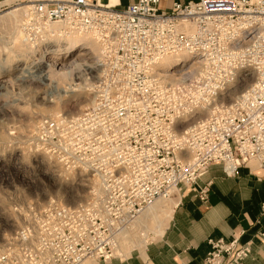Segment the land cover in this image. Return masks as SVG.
<instances>
[{"label":"built area","instance_id":"built-area-1","mask_svg":"<svg viewBox=\"0 0 264 264\" xmlns=\"http://www.w3.org/2000/svg\"><path fill=\"white\" fill-rule=\"evenodd\" d=\"M161 1L138 0L125 8L100 0L26 3L24 30L31 44L35 32L45 35L48 23L93 35L101 51L87 56L84 77L91 93L155 97L164 133L155 154H125L113 158L108 169L91 170L99 190H91L85 205L31 209L27 224L0 251V264L120 259L121 234L157 198L187 192L205 202L209 185L201 187L200 181L211 166H221L232 178L250 162L264 164V0L176 1L169 10L160 9ZM166 59L179 60L167 70ZM238 68L245 74L242 81L234 74ZM252 78L230 105L212 101L227 94V85ZM199 111L205 118L182 127ZM208 245L205 264H244L252 252L238 240Z\"/></svg>","mask_w":264,"mask_h":264},{"label":"rangeland","instance_id":"rangeland-1","mask_svg":"<svg viewBox=\"0 0 264 264\" xmlns=\"http://www.w3.org/2000/svg\"><path fill=\"white\" fill-rule=\"evenodd\" d=\"M20 6L27 4L8 2L0 10V251L27 224L31 209L51 203L74 208L85 205L98 184L92 181L91 170L108 169L113 158L125 154L133 158L155 154L164 133L154 108L155 97L91 93V82L84 74L90 65L87 56L97 54L92 47L76 49L69 60H63L68 40L45 31V35L35 32L32 54V41L28 44L22 39L15 44L25 10L6 14ZM62 31L69 34L65 28ZM22 32L27 35L26 30ZM52 62L57 66H51ZM63 66V71L70 72L67 79L48 78ZM253 81L229 84L227 94L212 101L230 105ZM205 116L199 111L197 119L182 127ZM248 166L260 168L255 161ZM181 195L163 200L168 210L158 220L133 225V233L119 241L120 259L140 248L136 243L141 234L147 233L146 244L159 238L153 234L157 222L166 228Z\"/></svg>","mask_w":264,"mask_h":264},{"label":"crops","instance_id":"crops-1","mask_svg":"<svg viewBox=\"0 0 264 264\" xmlns=\"http://www.w3.org/2000/svg\"><path fill=\"white\" fill-rule=\"evenodd\" d=\"M29 1L0 0V6ZM137 1L116 0L115 6L125 8ZM176 1L197 0H162L160 9L169 10ZM206 185L209 194L205 202L193 193L181 195L159 238L124 259L98 264H205L209 240H238L251 247V256L244 264H264V164L258 169L241 168L232 178L226 177L221 166H211L200 181L201 187Z\"/></svg>","mask_w":264,"mask_h":264},{"label":"bare ground","instance_id":"bare-ground-1","mask_svg":"<svg viewBox=\"0 0 264 264\" xmlns=\"http://www.w3.org/2000/svg\"><path fill=\"white\" fill-rule=\"evenodd\" d=\"M115 3H116V0H111L110 6H115ZM2 6L4 7L5 5H2ZM19 10H25L24 12H22V15H23L24 19H23V22L21 24V28H22L21 30L23 31L24 25H25L26 21H28V18H29V12H28V7L27 6H20V7H18V9H15V10H12L11 12H8L6 15H11L13 12H18ZM62 28L67 29L69 34H66V32H63V31L61 32ZM43 29H44L45 33H49V35L53 34L54 38H57V39L58 38H65L66 40H68V42H69L68 43V47L65 48L64 52L61 54L63 56V60H69L72 57V55H73V53L75 52L76 49H80V48H83V47H86V46L92 47L93 51L95 53H97L96 55H98L100 53V51H101L100 45L97 43V41H96V39H95V37L93 35L87 34V33H73L66 24H63V23H48V24L45 25V27ZM22 31L20 32L18 30L16 32L15 44L17 42H19L20 40H22V39L25 40L27 43L29 42L28 36L25 35V33L22 32ZM33 45L34 44L30 45L31 48L29 47L30 48V54H32V52L34 50L33 49L34 47H32ZM27 48H28V45H27ZM82 50H84V49H82ZM178 60L179 59H175V60L174 59H166V60H164L162 66H163V68H165L167 70H171L172 68H174V64ZM74 65H75V62H72L70 66H74ZM51 66H57V62L56 63L52 62ZM64 69H65V66H63L61 69H59V71H56V72L52 71V73H50L48 78L57 77L59 80L67 79L69 77L70 72L63 71ZM240 69L238 68L237 69L238 71H236L237 74H236V72L234 74L235 75H239L238 79L243 80L244 77H245V74H243V72L240 71ZM170 77H172V76H170ZM208 89H209V91L213 90V88H211V87H208ZM95 184H97V183H95ZM95 187H94V189H95ZM98 190H99V186L96 187V191L97 192H98ZM160 199H162V200H160ZM163 200H164L163 198H159V199L154 201L155 203L153 202L154 204L151 203L153 205L150 204L151 205V206L149 205L150 207H148V208L146 207L147 209L145 208L135 218V220L130 224L128 229L125 230L121 234L119 240L126 238L127 237L126 233H129V234L133 233L132 232L133 225L135 227H138V226L143 225V223H145L146 221H148L151 218H153V220H158L160 218V216H164V214L167 213L168 206L163 205V202H164ZM172 205H174V204L172 203ZM160 224L161 223L157 222L156 232L153 233L156 237H160L163 234L164 230H165V228H161ZM140 237H142L141 240L139 239L137 241V243H136V247L137 248L138 247L142 248V247H144L146 245V243L144 242L143 239H145L147 237V233L141 234ZM134 245H133V247H134Z\"/></svg>","mask_w":264,"mask_h":264}]
</instances>
